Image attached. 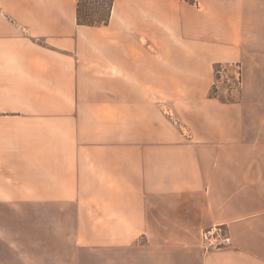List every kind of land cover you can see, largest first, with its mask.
I'll return each mask as SVG.
<instances>
[{
  "label": "crops",
  "instance_id": "1",
  "mask_svg": "<svg viewBox=\"0 0 264 264\" xmlns=\"http://www.w3.org/2000/svg\"><path fill=\"white\" fill-rule=\"evenodd\" d=\"M77 1L0 0V264H264V112L212 94L253 0Z\"/></svg>",
  "mask_w": 264,
  "mask_h": 264
},
{
  "label": "rangeland",
  "instance_id": "2",
  "mask_svg": "<svg viewBox=\"0 0 264 264\" xmlns=\"http://www.w3.org/2000/svg\"><path fill=\"white\" fill-rule=\"evenodd\" d=\"M253 3V22L252 27L247 30L249 41L245 45V62L244 64L242 62L220 63L212 90L214 96L224 99L223 101L245 98L253 103V108H255L252 109L253 112L258 113L264 112V105H255V102L264 104V0H253ZM200 244L202 246L201 238ZM61 257L62 260L68 259L63 254ZM104 257L106 261H111L108 262L110 264L117 260V257H113L112 254L106 253L105 255L101 249L84 251L79 260H81L80 264H85L84 260L88 262L87 264H103Z\"/></svg>",
  "mask_w": 264,
  "mask_h": 264
},
{
  "label": "trees",
  "instance_id": "3",
  "mask_svg": "<svg viewBox=\"0 0 264 264\" xmlns=\"http://www.w3.org/2000/svg\"><path fill=\"white\" fill-rule=\"evenodd\" d=\"M114 2L115 0H78V24L89 26H101L109 24L113 12ZM219 66L220 63L215 65V75ZM212 94L214 95L213 90Z\"/></svg>",
  "mask_w": 264,
  "mask_h": 264
},
{
  "label": "built area",
  "instance_id": "4",
  "mask_svg": "<svg viewBox=\"0 0 264 264\" xmlns=\"http://www.w3.org/2000/svg\"><path fill=\"white\" fill-rule=\"evenodd\" d=\"M201 243L205 251L223 248L232 243L226 224H217L202 230Z\"/></svg>",
  "mask_w": 264,
  "mask_h": 264
}]
</instances>
